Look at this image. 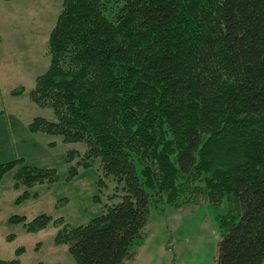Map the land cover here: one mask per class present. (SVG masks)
Segmentation results:
<instances>
[{
  "label": "trees",
  "instance_id": "1",
  "mask_svg": "<svg viewBox=\"0 0 264 264\" xmlns=\"http://www.w3.org/2000/svg\"><path fill=\"white\" fill-rule=\"evenodd\" d=\"M65 2L50 66L30 92L56 119L36 117L30 129L85 145L66 160H99L123 194L86 224L55 220L56 243L77 264H125L145 241L151 207H180L198 191L229 202L217 264H264V0ZM20 161L0 165V178ZM56 178L25 164L15 174L16 186ZM52 221L40 215L27 229Z\"/></svg>",
  "mask_w": 264,
  "mask_h": 264
},
{
  "label": "rangeland",
  "instance_id": "2",
  "mask_svg": "<svg viewBox=\"0 0 264 264\" xmlns=\"http://www.w3.org/2000/svg\"><path fill=\"white\" fill-rule=\"evenodd\" d=\"M68 13L65 0H0V165L21 160L0 178L3 260L77 264L67 244L56 243L59 227L53 222L63 218L72 227L86 224L106 206L119 202L123 194V185L103 173L99 160L91 166L66 160L68 151L83 154L85 145L64 143L59 135L30 129L36 117L56 119L51 109L32 101L30 92L36 78L50 66L49 35L58 18ZM24 164L54 169L57 178L31 187L16 186L15 174ZM160 209L151 207L145 241L135 259L125 264H217L218 217L228 212V199L215 206L194 191L180 207L163 202ZM40 215L51 216L53 221L37 232L29 231L27 225ZM18 249H22L20 254Z\"/></svg>",
  "mask_w": 264,
  "mask_h": 264
}]
</instances>
